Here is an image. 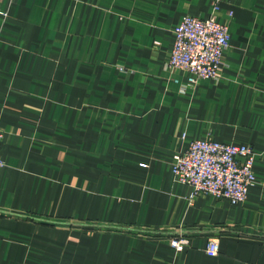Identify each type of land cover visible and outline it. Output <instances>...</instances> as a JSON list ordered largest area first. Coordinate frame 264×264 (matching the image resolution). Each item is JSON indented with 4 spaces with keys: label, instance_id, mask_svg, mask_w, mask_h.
<instances>
[{
    "label": "crops",
    "instance_id": "obj_1",
    "mask_svg": "<svg viewBox=\"0 0 264 264\" xmlns=\"http://www.w3.org/2000/svg\"><path fill=\"white\" fill-rule=\"evenodd\" d=\"M215 1L231 35L221 77L188 87L167 69L174 29ZM0 12V264H264V0H2ZM208 138L256 152L243 203L191 200L175 180L174 155Z\"/></svg>",
    "mask_w": 264,
    "mask_h": 264
},
{
    "label": "built area",
    "instance_id": "obj_2",
    "mask_svg": "<svg viewBox=\"0 0 264 264\" xmlns=\"http://www.w3.org/2000/svg\"><path fill=\"white\" fill-rule=\"evenodd\" d=\"M218 3L214 2L211 17L202 19L187 15L174 29L175 39L167 69L186 73L188 87H196L205 79L217 81L221 77L224 53L230 47L231 35L229 26L218 21ZM4 138L5 131L0 129V148ZM256 157L250 145L226 144L209 138L194 140L185 151L174 155L172 171L177 182L190 187L191 200L209 194L239 204L247 199L250 188L260 182L254 169ZM4 166L0 156V170ZM170 244L182 251L189 245V239L180 233L170 239ZM219 250L218 240L211 239L207 254L217 256Z\"/></svg>",
    "mask_w": 264,
    "mask_h": 264
}]
</instances>
